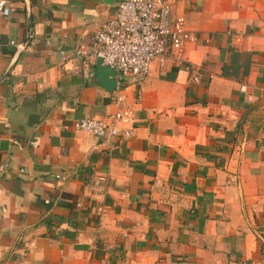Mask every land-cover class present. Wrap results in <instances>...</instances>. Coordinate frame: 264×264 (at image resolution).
Wrapping results in <instances>:
<instances>
[{"label":"crops","instance_id":"0c3cea01","mask_svg":"<svg viewBox=\"0 0 264 264\" xmlns=\"http://www.w3.org/2000/svg\"><path fill=\"white\" fill-rule=\"evenodd\" d=\"M121 1L0 16V264H264V0H168L196 41L141 80L64 70Z\"/></svg>","mask_w":264,"mask_h":264},{"label":"built area","instance_id":"2783aa9c","mask_svg":"<svg viewBox=\"0 0 264 264\" xmlns=\"http://www.w3.org/2000/svg\"><path fill=\"white\" fill-rule=\"evenodd\" d=\"M16 1L0 0V16L10 15ZM170 10L168 0L121 1L115 14L94 32L90 43L77 45L71 53L61 51L62 67L90 76L100 58L102 65L141 80L154 60L160 66L167 60L185 62V50L196 36L186 30L183 16L171 20ZM191 78L198 80L197 75ZM132 119L129 110L116 109L106 112L103 119L75 120L73 127L95 136H112L118 133L119 124H128ZM96 181L105 182L106 178L100 175Z\"/></svg>","mask_w":264,"mask_h":264},{"label":"water","instance_id":"95a60500","mask_svg":"<svg viewBox=\"0 0 264 264\" xmlns=\"http://www.w3.org/2000/svg\"><path fill=\"white\" fill-rule=\"evenodd\" d=\"M11 65L12 64H10L9 68L7 69V71L5 72L4 75H6L7 72L10 70ZM106 72L107 73L109 72L110 74H113V73H115V69L112 68V67H109V66L102 65L101 64V59L100 58L97 59V61H96V75H97L98 79L100 80V82L103 83V84H106L105 81H104V79H105L104 78V73L106 74Z\"/></svg>","mask_w":264,"mask_h":264}]
</instances>
